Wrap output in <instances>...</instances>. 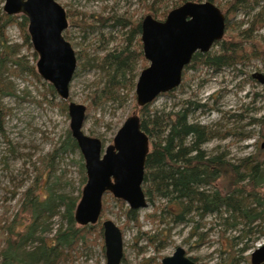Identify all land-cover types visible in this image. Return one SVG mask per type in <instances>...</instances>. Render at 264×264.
I'll return each mask as SVG.
<instances>
[{
    "label": "rangeland",
    "instance_id": "obj_1",
    "mask_svg": "<svg viewBox=\"0 0 264 264\" xmlns=\"http://www.w3.org/2000/svg\"><path fill=\"white\" fill-rule=\"evenodd\" d=\"M56 1L68 13L69 27L66 31L81 58L70 85L68 103L73 101L86 105L83 131L100 138L106 147L113 143L124 121L139 112L135 90L128 87L116 92L115 99L103 101L100 98L95 105H91L94 97L102 94L109 79L108 73L101 68L105 56L124 48L133 51L138 44L136 40L129 42L130 29L123 28L115 19L123 17L138 22L147 14H152L156 19L164 20L161 14L172 10L179 0ZM230 2H214L228 21L223 39L236 35L242 37V32L251 28L256 19L264 24V0L256 4L243 2L236 11L233 7L226 11ZM4 4L5 0H0L1 11H4ZM102 18H108L104 24L100 22ZM91 24L93 27L89 26ZM6 35L12 49L25 55L36 66L38 55L35 57L32 55L34 49L30 51L24 46L19 28L9 27ZM249 39L244 43L249 57L244 64L217 72L204 66L188 69L183 74L182 84L171 95L158 97L151 106L160 112H168L187 107V101L205 104V107L193 109L191 113L192 120L207 126L210 131L204 148L210 154L224 153L234 162L250 155L264 160V84L252 78L254 72L264 74V54L252 48L254 41L264 45V25L252 31ZM218 49L219 46L215 45L210 52ZM148 65V60L146 66L138 60L133 74H140ZM0 82V90H7L10 84L15 92L0 94L1 248L6 236L2 229L5 219L10 222L15 220L14 228L18 232L23 231L31 221L30 214L23 207V192L34 181L43 194L45 187L49 186L57 192L73 196L82 194L85 184L81 182L79 169L80 150L67 154L55 152L70 131V116L59 103H49V100L62 101L57 94L56 99L47 94L43 82H49L44 79L38 82L27 73L13 76L9 70L3 71ZM260 192L264 196V186ZM113 197L109 195L100 221L102 224L104 220L112 219L123 231L127 264H162V259L172 255L178 246L184 247L199 264H252V252L264 245L263 229H254L250 233L249 228L242 224L232 227V219L225 223L228 213L209 214L203 218L192 214L188 216L192 220L175 227L160 209L154 211V204L175 210L174 203L159 197L140 209L141 227L138 228L126 223L125 209H120ZM125 206L129 207L126 203ZM62 222L61 216L51 219L53 230L47 236H52ZM105 263L101 245L95 244L90 250L77 255L72 264Z\"/></svg>",
    "mask_w": 264,
    "mask_h": 264
},
{
    "label": "trees",
    "instance_id": "obj_2",
    "mask_svg": "<svg viewBox=\"0 0 264 264\" xmlns=\"http://www.w3.org/2000/svg\"><path fill=\"white\" fill-rule=\"evenodd\" d=\"M186 1L202 2L203 0H179L173 8ZM259 1L261 0H231L229 6L225 8L227 11L233 7L236 11L243 2L256 4ZM168 13L163 12L161 16L166 18ZM107 19L102 18L101 24H104ZM70 21L74 22V20ZM115 21L123 28L130 29L129 42L133 43L136 40L138 44L133 51L124 48L105 56L101 68L108 73L109 79L105 83L102 94H97L91 105H95L100 98L103 101L115 99L116 92H120L122 88L128 87L130 90H135L139 76V74H133L135 64L141 60L143 66H146L147 60L142 51L140 37L141 21L134 22L123 17H118ZM263 25L256 19L251 28L242 32V37L236 35V37L217 42L216 46H219L217 51L197 52L191 63L186 66L184 73L186 74L188 69H196L200 66L217 72L244 64L249 59L247 46L244 43L250 40L252 31L258 30ZM12 26L19 28L24 39V46H27L30 51L33 49L28 34V18L23 14L8 15L0 10V81L3 71L9 70L13 76H22L27 73L41 82L42 78L35 64H31L25 55L12 49L6 35L8 28ZM89 26L93 27L92 24ZM65 37L69 40L68 31L65 32ZM252 48L264 54L263 44L254 41ZM32 55L37 56L36 52ZM77 59L81 63L78 54ZM43 85L47 94L56 99L57 93L54 87L46 82H43ZM0 86H2L1 82ZM6 88L8 89H1L0 94H15L10 84ZM174 91L161 95H171ZM155 101L156 99L142 107L138 105L141 126L148 134L151 144L145 166L144 190L148 202L153 203L158 197L167 199L174 203L175 210L154 204V211L160 209V212L166 214L175 227L184 221L192 220L188 218L192 214L203 218L209 214L228 213L225 223H229L232 219L234 221L231 223L232 227L242 224L249 228L250 233L254 229L264 230V196L260 192L264 186V160L250 155L234 162L224 153L210 154L205 150L204 145L210 138V131L207 126L191 119L193 109L205 107V104L187 101L185 102L187 107H181L177 111L160 112L151 108ZM49 103H59L63 111L68 110V101L49 100ZM71 136L69 131L66 140L55 150L56 154L59 151L67 154L70 151L79 150L77 142ZM79 164L81 182L85 184L87 175L81 152ZM36 185L34 181L23 192V207L31 216V221L24 230L19 232L15 230V220L12 222L4 220L2 229L6 236L0 248V264H72L77 255L84 250H90L95 244H100L105 254L101 221L95 225L86 226L78 225L75 221V211L81 193L73 196L46 186L45 194H43ZM109 195L106 194L103 198L102 215L107 208ZM113 199L120 209H125L126 223L140 228V210L126 207L121 199L115 197ZM57 216H61L63 222L57 229L55 228L52 236H47L53 230L50 227L51 219ZM125 259L126 256L122 264H127Z\"/></svg>",
    "mask_w": 264,
    "mask_h": 264
},
{
    "label": "water",
    "instance_id": "obj_3",
    "mask_svg": "<svg viewBox=\"0 0 264 264\" xmlns=\"http://www.w3.org/2000/svg\"><path fill=\"white\" fill-rule=\"evenodd\" d=\"M8 15L23 14L28 18V34L38 55L36 69L49 82L62 101L70 98V85L78 59L72 43L65 37L69 27L66 9L56 0H5ZM227 27L225 13L214 2L186 1L169 11L164 20L147 14L141 22L143 54L149 61L136 80L137 104L152 103L161 94L177 89L184 70L197 52H209L223 40ZM253 78L264 84V74ZM87 107L68 103L70 131L84 158L87 181L75 211L78 225H95L102 219L103 198L112 194L131 209L146 208L149 203L144 190L145 166L151 144L142 129L138 113L129 116L117 131L113 143L104 146L98 137L83 131ZM105 264H122L123 231L112 220L102 222ZM252 264H264V245L251 254ZM162 264H199L186 249L178 246Z\"/></svg>",
    "mask_w": 264,
    "mask_h": 264
},
{
    "label": "flooded vegetation",
    "instance_id": "obj_4",
    "mask_svg": "<svg viewBox=\"0 0 264 264\" xmlns=\"http://www.w3.org/2000/svg\"><path fill=\"white\" fill-rule=\"evenodd\" d=\"M141 22H142V19L140 20ZM142 43V42H141ZM142 50H143V48H142ZM252 78H253V76H252ZM253 79H255V78H253ZM257 80V79H256ZM258 82H259V80H257ZM174 91V90H173ZM140 115V114H139ZM187 252V251H186ZM187 255H189V254H187ZM190 256V255H189ZM191 258L192 259H194L195 261H196V259L195 258H193L192 256H191ZM197 262V261H196Z\"/></svg>",
    "mask_w": 264,
    "mask_h": 264
}]
</instances>
